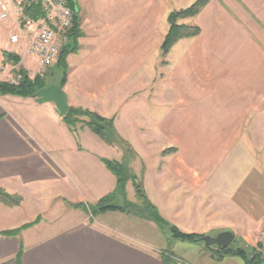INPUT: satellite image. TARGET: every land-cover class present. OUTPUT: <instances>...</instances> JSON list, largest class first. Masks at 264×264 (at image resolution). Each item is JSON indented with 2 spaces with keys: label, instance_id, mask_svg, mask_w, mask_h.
Listing matches in <instances>:
<instances>
[{
  "label": "crops",
  "instance_id": "0c3cea01",
  "mask_svg": "<svg viewBox=\"0 0 264 264\" xmlns=\"http://www.w3.org/2000/svg\"><path fill=\"white\" fill-rule=\"evenodd\" d=\"M195 1L73 0L84 35L67 58L63 89L69 106L115 118L138 155L130 165L166 220L188 233L232 231L257 247L254 236L264 233V0H209L181 20L201 33L179 40L162 64L168 14ZM19 66L31 76L39 70L29 54ZM37 98L0 94V187L23 197L18 206L0 201V232L42 218L19 235L0 234V264H245L126 211L93 216L86 207L117 185L102 158L123 159L124 151L87 125L72 130L54 102ZM21 104L47 121L33 124Z\"/></svg>",
  "mask_w": 264,
  "mask_h": 264
},
{
  "label": "trees",
  "instance_id": "16d2710c",
  "mask_svg": "<svg viewBox=\"0 0 264 264\" xmlns=\"http://www.w3.org/2000/svg\"><path fill=\"white\" fill-rule=\"evenodd\" d=\"M70 1L72 2L73 0ZM208 2L209 0H196L190 6L172 10L168 14L170 27L160 45L161 56L163 57L162 64H167L166 57L172 47L179 40L183 38L196 37L201 33L199 25L182 23L181 20L196 16ZM73 5L75 6V4ZM31 15L33 17L42 16V8L40 6L33 7L31 9ZM83 35L84 32L80 28V21L76 18L75 25L70 31L69 42L61 50L58 62V65H61L63 68V75L59 84L62 88L68 80L69 64L67 58L69 54L77 53L79 51V39L83 37ZM4 55L15 64H19L21 62V57L18 55H11L7 51L4 52ZM19 70L22 73V80L18 84H13L6 80H0V94H12L21 97L37 98L38 92L47 86L45 85V78L38 75L32 77L29 74V71L22 66ZM63 119L72 130H74L78 124L87 125L94 133L99 135L108 144L120 146L125 152H131L132 155H136V151L130 142L122 138L118 133L114 117H106L95 111L82 107L69 106V112ZM171 151H173L172 148L165 149L163 154H168ZM102 161L116 175L117 185L114 191L107 194L90 207L93 216H97L99 213L108 210H121L134 214L138 217L154 221L159 226L168 228L176 238L182 240L198 241L199 237L203 236L202 234L184 232L178 226L166 220L161 215L158 207L149 198L143 182L139 179V176L128 162L110 158H102ZM129 182H132L135 187L138 197L137 201H133L128 197L127 187ZM0 201L9 206H18L23 202V197L19 194H11L4 188L0 187ZM73 206L79 208L83 207V204L78 203ZM41 219V216H38L30 223L24 224L14 230L2 231L0 234L19 235L23 230L39 223ZM210 246L211 245H207L206 247L209 249ZM214 254L218 259H221L226 255L233 254L244 258L245 264H264V250L260 246L252 247L243 239L239 238L237 240V244L234 246L232 244L228 247L217 246Z\"/></svg>",
  "mask_w": 264,
  "mask_h": 264
},
{
  "label": "built area",
  "instance_id": "2783aa9c",
  "mask_svg": "<svg viewBox=\"0 0 264 264\" xmlns=\"http://www.w3.org/2000/svg\"><path fill=\"white\" fill-rule=\"evenodd\" d=\"M70 0H0V22L12 20L7 52L24 58H37L39 70L34 74L45 78L58 65L61 50L69 42L75 25L76 7ZM40 6L43 15L33 17L31 9ZM2 73L13 84L22 80L19 64L4 56ZM32 76V77H34ZM264 245V233L260 239Z\"/></svg>",
  "mask_w": 264,
  "mask_h": 264
},
{
  "label": "rangeland",
  "instance_id": "374dc122",
  "mask_svg": "<svg viewBox=\"0 0 264 264\" xmlns=\"http://www.w3.org/2000/svg\"><path fill=\"white\" fill-rule=\"evenodd\" d=\"M83 14V13H82ZM14 27H13V22L12 20H6L4 22H0V80H5L7 79L4 74L2 73V69H1V66H3V64H5V61H4V52L7 50V46H8V38L11 34V32L13 31ZM158 52V51H157ZM160 53H161V50H160ZM158 54V53H157ZM156 56V54H155ZM73 67V65L70 63V67ZM62 75H63V68L61 67V65H56L52 71L45 77V85L47 86H51V85H58L60 84L61 82V79H62ZM46 86V87H47ZM36 98V97H35ZM22 100H25V98H21ZM37 101H39V99L37 98L36 99ZM19 112L22 113V116L26 119H29L30 121H32L33 124H40L41 122L43 121H47L46 117H43V116H40L39 114H37L31 107H29L27 104L25 105H22L19 107ZM42 120V121H41ZM45 123V122H43ZM42 126V125H40ZM55 126V125H54ZM55 128V127H54ZM120 147V146H119ZM122 148V147H120ZM123 150V148H122ZM124 151V150H123ZM128 153V154H126ZM127 155V156H126ZM126 156V158H123V159H118V158H113V159H118L120 161H126L130 164L129 161H133L135 158L138 157V155L136 154L135 156L132 155L131 152H125L124 151V157ZM116 157V156H115ZM137 175L139 176V179L143 182V178H142V174L141 172H138ZM127 190H128V197L129 199L133 200V201H137L138 200V197H137V193H136V190H135V187L133 185L132 182H129L128 184V187H127ZM22 204V203H21ZM74 204H77V203H73V204H68L69 206L73 207V208H76L74 207L73 205ZM95 204V203H94ZM94 204H90L86 207V209L91 213V209L90 207ZM92 214V213H91ZM28 217H32L33 214L30 213L28 211ZM164 232L167 234H170L172 235L173 233L168 229V228H165L164 229ZM169 236V235H168ZM261 236H263V234H259L257 236H254V240H257L255 241L256 242V245L257 247H261L263 250H264V245H261ZM237 240H234L232 245H236L237 244ZM182 241V240H181ZM197 243L199 244H203L204 246H207L205 244L204 241H196ZM218 245H211L209 250H212L214 248H216ZM251 246V245H250ZM252 247H256V246H252Z\"/></svg>",
  "mask_w": 264,
  "mask_h": 264
},
{
  "label": "water",
  "instance_id": "95a60500",
  "mask_svg": "<svg viewBox=\"0 0 264 264\" xmlns=\"http://www.w3.org/2000/svg\"><path fill=\"white\" fill-rule=\"evenodd\" d=\"M38 99L41 103L54 102L61 118H64L69 112L67 94L60 85H51L38 92ZM236 239L232 231H224L216 235H203L199 240L204 241L206 245H218L228 247Z\"/></svg>",
  "mask_w": 264,
  "mask_h": 264
}]
</instances>
